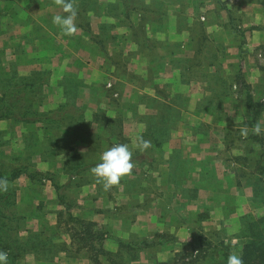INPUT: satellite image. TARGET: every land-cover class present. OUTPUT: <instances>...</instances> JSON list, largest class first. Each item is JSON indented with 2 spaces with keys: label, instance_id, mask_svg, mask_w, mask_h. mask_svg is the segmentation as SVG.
Here are the masks:
<instances>
[{
  "label": "crops",
  "instance_id": "crops-1",
  "mask_svg": "<svg viewBox=\"0 0 264 264\" xmlns=\"http://www.w3.org/2000/svg\"><path fill=\"white\" fill-rule=\"evenodd\" d=\"M232 1L236 6V16L232 17L216 0H142L139 7L127 4L129 10L122 15H109L108 7L90 19L93 32L99 34L104 44L108 40L103 33L110 27L114 37L110 38L109 47L124 52L122 58L129 59L128 71L135 77L134 81L142 82V87L131 80L120 81L126 88L121 97H128L134 105L133 110L121 111L106 105L101 94L97 96L104 90L93 91L94 83L91 87H79L76 91L82 97L83 110L90 116L89 130L78 137L81 134L74 127L72 130L78 136L70 139L62 136L59 140L62 144L67 142L70 155L83 160L86 167L71 174L67 161L56 157L55 168L51 169L50 163L46 169L54 174L56 182L68 184L67 197L75 203L70 213L83 224H94L96 233L108 238L102 245L109 256L100 255L101 264H172L177 255L191 251L192 239L200 235L213 245H231V255L240 256L242 241L236 235L215 242L207 232L211 227L222 232L225 225L237 226L243 211L251 209L253 201L258 205L255 191L259 187L257 183L264 178L258 171L264 163H261L260 146L251 139L252 118L248 117L246 99L249 91L254 102H259L258 98L264 102L261 93H264V0ZM149 4L154 5L153 10L157 4L156 10L162 8V12L150 15ZM45 14L55 16L49 7ZM53 17L51 26L55 25ZM236 17L241 20L239 32L232 28V21L227 22ZM141 29L143 38L137 36ZM66 42H75V35L66 37L65 47ZM202 54L209 56L206 64ZM57 58L52 59L51 65L56 64ZM60 60L57 65L61 71L56 78L66 81L75 62L66 64L62 56ZM105 63L101 58L87 61L80 58L74 67L77 71L96 67L93 81L100 82ZM217 67H222L227 80L230 72L233 76L234 67L240 71V84L233 87L238 92H226V96H232V103L226 102L229 104L225 103L222 109L229 117L227 123L211 118L212 105L201 104L208 98L205 88L209 79L203 75L214 77ZM202 69L206 74L199 73ZM60 87L51 86V89L59 92ZM63 88L69 89L67 85ZM99 113L113 119L116 114H123L121 134L132 152L134 164L129 175L107 190L91 172L112 143L105 137L102 118H93ZM140 113L145 114L144 122L138 117ZM242 115L246 117L245 126L243 121L241 124L235 121V117ZM257 123L264 132V104ZM232 129H247V135L237 136L241 142L235 149L232 146L237 139L229 133ZM221 130L226 132L219 140L216 131ZM141 139L150 142L143 151L139 148ZM253 151L255 155L250 154ZM46 189L49 201L56 200L54 187L47 185ZM48 221L51 227L57 224L56 218ZM74 221H69L70 229L61 240L19 254L17 264H94V250L75 236L82 230ZM32 222L38 228L39 220ZM118 241L134 249L131 251L134 260L121 262L128 250L119 248ZM94 245L100 249L98 244Z\"/></svg>",
  "mask_w": 264,
  "mask_h": 264
},
{
  "label": "rangeland",
  "instance_id": "rangeland-1",
  "mask_svg": "<svg viewBox=\"0 0 264 264\" xmlns=\"http://www.w3.org/2000/svg\"><path fill=\"white\" fill-rule=\"evenodd\" d=\"M129 1L107 0L103 3L98 2V0H74V7L78 13L75 23L77 22L76 26H80V30L77 29L76 31L79 34L76 35V32L73 34L75 35V42H66L68 46L65 47L64 42L68 35H65L59 26H51L50 18L53 16L52 14H45L46 7H49L55 16L66 15L63 12L62 5L57 0H0V109L5 103L9 104L11 101H16L10 115L18 118H0V179H9L13 173L22 172L17 179L6 181L5 184L0 185V192L5 193L6 190H11L15 194L16 205L12 212L13 220L9 224L13 235L17 236L22 243L27 242L28 236L35 235V244L48 246L49 242L61 240L62 235H66L67 230L70 229V218L67 216L66 210L67 207L73 210L75 203L67 197L66 189H63L62 194L67 207L59 202L58 197L54 201H49L46 186H53L50 179H54V174L48 172L46 168L50 163L53 166L51 169L55 168L56 157H61L65 160L64 162L73 161L71 163L75 172L86 167L83 160L70 155L69 150L66 149L69 148V144L67 142L62 144L59 140V137L62 136L69 137V139L78 136V132L81 134L78 137H81L89 130L88 122L90 120L87 121V118L89 119L90 116L87 117V114H85L82 97L78 95L76 90L79 87H91L90 85L94 83L91 89L93 91L104 90L103 94L100 92L97 93V96L101 94L103 101H106V105L110 108H119L120 111L127 108L133 110L132 101L128 97H121L122 92H126V88L123 87L120 81L131 80L138 87H142V82L133 80L135 77L128 71L126 65L129 59L122 58L124 52L122 50H111L109 47L110 38L114 37L109 30L110 27L105 26L107 31L103 34L106 35L108 42L104 44L102 43L103 40H100L99 34L93 32L90 24L91 17L98 14L102 9L105 11L109 7V12H111L109 15L113 13L114 15H122L128 9L127 4L132 7L142 6V0ZM216 2L222 10H226L228 14L230 13V17L232 15L236 16L234 1L216 0ZM149 5L151 9L149 8L148 13L150 15L151 13L162 12V8L156 10L157 4H155V10H153V4ZM231 21L233 22L232 28L239 32L241 30V20L237 17L227 20V22ZM195 29L197 30L198 27ZM140 32L141 34H137V36L143 38L144 31L141 29ZM58 54L63 57L66 64L73 60L76 63L80 58L85 61L96 58L105 59V67H101L103 78L99 79L100 82H94L93 77L95 70H97L96 67L77 71L73 62L74 65L71 64V72L67 73L66 81H57L56 77L61 71L58 68L59 65H57V60L61 59V56L57 58ZM159 55L157 53V56ZM202 56L203 62L206 64L209 56L206 57L207 55L204 54ZM54 57L57 58L56 64L51 65ZM259 57H262L261 53ZM189 73L191 75V71ZM199 73L206 74V70L202 69ZM207 75L203 76L209 79L205 88L208 98H204L201 104L203 107L208 104L212 105L214 113H211V118L219 123H227L229 117L223 113L222 109L226 102L230 101L232 103V96H226V92L233 91L235 85L239 86L240 71H238V67H234L233 76L231 77L230 72L228 80L222 67L220 69L216 68L214 77H208ZM81 76L83 79H81ZM50 84L53 87L61 86V91L55 90L54 92ZM31 85H34V87H30ZM64 85H67L69 89H62ZM236 89L237 87L234 91L237 93L238 90ZM114 93L118 96L114 97ZM261 93L264 95L263 92ZM261 99L258 98L259 102L256 103L264 104ZM88 100L86 99V101ZM142 102L141 99V106H144L145 103ZM236 106L239 107L240 105L237 104ZM242 106L244 105L242 104ZM157 107L160 108V106ZM100 113H103V111ZM100 113L93 115V118L94 120L95 118H102L105 137L108 143L112 142L109 148L117 144H124L123 138L116 141L111 137L113 133L117 135L118 131L121 130V126L124 124L121 117L123 114H116L113 119L109 115ZM144 116L143 113L138 114L142 122L145 121ZM248 117L251 118V115ZM245 119L246 117L243 115L235 117V121L240 124L243 121L244 126L246 124ZM74 127L78 132L72 130ZM225 132L223 130L216 131V138L220 140L224 137ZM232 132H229L232 135L231 137L237 139L236 145L232 146V149H235L241 142V137H237L241 130L232 129ZM185 137L190 136L185 135ZM250 154L255 155V152L253 151ZM38 158L40 159L38 160ZM58 162L62 163L63 161ZM71 166H69V170H71ZM30 175H36L37 179H30ZM257 184L259 186L257 189L258 197H256L258 205L256 206L253 201L251 209H247L246 212L243 211L241 217L264 214V206H262L264 204V178ZM61 185L67 186L68 184ZM55 195H57L56 192ZM188 196L191 197L192 195ZM49 218H56L57 224L54 227L50 226ZM34 219L39 220L38 228L33 226L32 220ZM240 219L237 226L233 227L229 224L226 227L225 225L226 229L222 232H215L213 227H211L212 229L207 227L208 234L213 235L209 237L217 242L223 237L242 235ZM3 221L7 223V220ZM93 231L96 232L95 229ZM99 244L101 245L102 242ZM124 251L126 252V250ZM188 253L184 252V257ZM127 256L123 258L122 263L127 262V259L131 262L135 258H131L133 256L131 252H127ZM189 260L188 258H183V260L181 258L178 264H187Z\"/></svg>",
  "mask_w": 264,
  "mask_h": 264
},
{
  "label": "trees",
  "instance_id": "trees-1",
  "mask_svg": "<svg viewBox=\"0 0 264 264\" xmlns=\"http://www.w3.org/2000/svg\"><path fill=\"white\" fill-rule=\"evenodd\" d=\"M30 87H34V85H31ZM246 99L247 109L252 118L251 123L249 124L250 128L253 130L251 139H253V141L260 146L261 163H264V133L261 131V134L257 135L254 132V126L257 124V119L260 116L263 104L254 102L249 91H247ZM15 103L16 101H11L9 104L5 103V105L0 109V118H15L10 115L14 109ZM111 137L116 141L122 140L121 130L118 131L117 135L113 133ZM75 161H77V159H75ZM71 162L73 161L68 160L66 167L69 170V166L72 165L71 170H69V172L72 171V174L74 171V166ZM258 171L261 175H264V167L262 165L259 167ZM21 174L22 172H16L13 173L9 179H0V181H11L17 179ZM29 178L33 180L37 179L36 175H30ZM50 180L53 183L59 202L67 207L62 194L63 189H66L67 186H62L59 182H56L55 179ZM256 197H258L257 189L255 191L254 198L256 199ZM15 205V194L11 190H6L5 193L0 192V251L7 253L9 252V264H17V261L20 258L19 254H24L30 252L32 249L36 250L38 247H41L39 243L35 244V235L28 236L26 243H22L17 238V236L13 235L12 228L9 223L13 220L12 212L14 211ZM262 206H264V204ZM66 211L68 214L67 216L70 218L69 221L75 220L74 222L77 224V226L79 228L81 227L82 231L80 233H76L75 236H77L79 241L84 243L85 246H89L90 249L94 250L95 254L93 253L94 255L92 257L94 264H101L99 256H109V254L103 249L102 245L108 238L105 234H100V232L96 233L93 231L95 229L94 224L86 225L81 223V221L76 219L70 213V209L68 207ZM3 220H7V223ZM240 222L242 235L238 236L237 238L242 241V248L239 257L242 259L243 264H264V214L245 215L244 217H241ZM101 242L102 244L100 245L99 243ZM95 243H97L98 246L100 245V249L95 247ZM118 244L119 248L123 250L126 248V250H128L127 252L129 253L134 250L132 247L125 245L120 241H118ZM145 244L147 245L146 242ZM137 246L139 247L141 245ZM42 247L45 248L46 246ZM138 247H135V250ZM190 248L191 251L188 254H185V257L184 254L177 255L176 261L172 264H178L181 258L182 260L183 258L190 259L187 264H227V259L231 255L232 246L225 245L224 243L213 245L206 237L200 235L192 239Z\"/></svg>",
  "mask_w": 264,
  "mask_h": 264
},
{
  "label": "clouds",
  "instance_id": "clouds-1",
  "mask_svg": "<svg viewBox=\"0 0 264 264\" xmlns=\"http://www.w3.org/2000/svg\"><path fill=\"white\" fill-rule=\"evenodd\" d=\"M62 5L63 12L66 15H56L52 18L53 24L59 26L65 35L71 36L77 31L75 23L77 9L74 7V0H57ZM255 134H261V126L257 123L254 126ZM241 135H247V129L241 130ZM150 142L141 139L139 148L141 151L147 149ZM101 162L91 169L97 181L102 183L105 190L118 185L121 179L129 175L134 167L132 152L127 144H117L104 151L100 157ZM6 181H0V185ZM0 264H9L8 253L0 251ZM227 264H243L240 257L230 255Z\"/></svg>",
  "mask_w": 264,
  "mask_h": 264
},
{
  "label": "built area",
  "instance_id": "built-area-1",
  "mask_svg": "<svg viewBox=\"0 0 264 264\" xmlns=\"http://www.w3.org/2000/svg\"><path fill=\"white\" fill-rule=\"evenodd\" d=\"M109 87H111V85H109ZM118 96V94H114V97H117Z\"/></svg>",
  "mask_w": 264,
  "mask_h": 264
}]
</instances>
